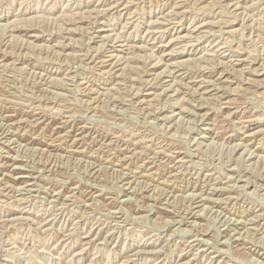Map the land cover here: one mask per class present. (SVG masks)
<instances>
[{
  "label": "rangeland",
  "instance_id": "374dc122",
  "mask_svg": "<svg viewBox=\"0 0 264 264\" xmlns=\"http://www.w3.org/2000/svg\"><path fill=\"white\" fill-rule=\"evenodd\" d=\"M0 264H264V0H0Z\"/></svg>",
  "mask_w": 264,
  "mask_h": 264
},
{
  "label": "bare ground",
  "instance_id": "6f19581e",
  "mask_svg": "<svg viewBox=\"0 0 264 264\" xmlns=\"http://www.w3.org/2000/svg\"><path fill=\"white\" fill-rule=\"evenodd\" d=\"M161 46H162V45H161ZM163 47H164V46H163ZM160 48H161V47H160ZM6 167H7V166H6ZM23 178H24V177H23ZM23 178H22V179H23Z\"/></svg>",
  "mask_w": 264,
  "mask_h": 264
}]
</instances>
